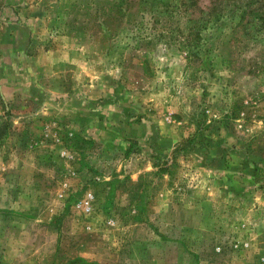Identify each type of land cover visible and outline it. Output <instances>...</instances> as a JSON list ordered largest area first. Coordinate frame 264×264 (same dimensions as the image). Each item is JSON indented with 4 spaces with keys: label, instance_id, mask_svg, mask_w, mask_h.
Returning a JSON list of instances; mask_svg holds the SVG:
<instances>
[{
    "label": "rangeland",
    "instance_id": "rangeland-1",
    "mask_svg": "<svg viewBox=\"0 0 264 264\" xmlns=\"http://www.w3.org/2000/svg\"><path fill=\"white\" fill-rule=\"evenodd\" d=\"M123 1L0 0V264H264V28Z\"/></svg>",
    "mask_w": 264,
    "mask_h": 264
},
{
    "label": "trees",
    "instance_id": "trees-1",
    "mask_svg": "<svg viewBox=\"0 0 264 264\" xmlns=\"http://www.w3.org/2000/svg\"><path fill=\"white\" fill-rule=\"evenodd\" d=\"M158 3L160 8L156 7V20H163V22L166 23L165 29L169 30L166 35L161 36L166 39L170 45H175L180 51H183L188 66L197 65L201 60V42L203 40L202 28L207 27L212 20H215L214 22L220 20V15H223L225 9L228 8V11H230L232 7L240 10L243 9L241 13L242 16L249 15L251 19H253V22H259L261 28H264V0H213L212 5L207 11L199 9L202 20L196 22L191 28L189 27L187 33L182 29L180 19L186 16L191 8H195L199 5L198 0H183L179 5H172L162 1H158ZM134 6L135 5L129 4L127 0H124L121 6V10H123L122 18H125L127 13L134 9ZM226 6L227 8H225ZM247 7L251 8L248 14L245 10V8L249 9ZM175 20L177 22L176 26H174L173 22ZM183 144H185L187 148H191L192 140L188 139L186 142H183L182 145ZM186 147H179L175 154L185 152L184 150ZM81 263L99 264L96 262L88 263L80 258L76 259L71 264Z\"/></svg>",
    "mask_w": 264,
    "mask_h": 264
}]
</instances>
